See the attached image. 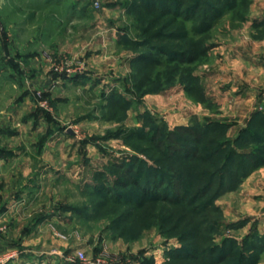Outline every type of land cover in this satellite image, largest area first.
Wrapping results in <instances>:
<instances>
[{
	"label": "rangeland",
	"instance_id": "rangeland-1",
	"mask_svg": "<svg viewBox=\"0 0 264 264\" xmlns=\"http://www.w3.org/2000/svg\"><path fill=\"white\" fill-rule=\"evenodd\" d=\"M4 1L14 7L0 8V174L9 181L0 191L17 196V226L60 214L55 231L34 230V237L63 257L83 251L86 264H151L154 246L181 248L178 237L196 229L197 244L205 248L203 235L210 234L215 244H234V257L224 264L237 262L238 252L249 254V239L259 234L264 216V165L256 166L258 157H244L259 147L255 139L236 145L235 175L207 209L211 194L194 202L192 207L203 205L199 214L184 206L149 205L112 227L115 217L132 209L99 195L119 191L117 164L123 163L146 175L149 165L169 159L192 182L203 164L192 165L180 153L169 158L159 138L150 141L155 133L178 126L201 130L215 121L225 124L227 139L234 141L254 115L264 116V0H231L228 9L230 0H211L219 11L211 12L207 24L206 5L187 22L172 21L171 29L185 34L182 40L151 39L159 23L172 17L142 10L134 0ZM151 44L191 48L195 59L172 62ZM146 53L150 58L139 61ZM175 114L187 119L175 125ZM262 123L257 120L254 130L263 133ZM216 136L220 132L210 139ZM120 190L126 194L127 188ZM161 212L173 215L164 229L155 223ZM211 222L219 225L212 228ZM241 227L248 230L235 231ZM36 251L45 263L73 264Z\"/></svg>",
	"mask_w": 264,
	"mask_h": 264
},
{
	"label": "trees",
	"instance_id": "trees-1",
	"mask_svg": "<svg viewBox=\"0 0 264 264\" xmlns=\"http://www.w3.org/2000/svg\"><path fill=\"white\" fill-rule=\"evenodd\" d=\"M190 1L194 3L189 4ZM216 1L218 2V0ZM140 2L141 5L139 4ZM212 2L211 0H134L133 5L137 4L140 9L150 11L160 16L172 17L170 21L164 22L162 25L159 23V28L162 30L157 29L154 31V33L150 35L151 39L179 38L182 40L185 38V34H178L174 29H171L174 25L173 22L181 17H183V21H189L191 16L194 17L199 14L201 9L206 5L204 12L205 22L203 24H207V20H210L209 16L211 12L219 11L218 7ZM229 2L225 5L227 9L234 4L231 3V0ZM150 47L156 50L157 54L160 56H166L175 63L182 64L184 62H192L195 59L191 48L189 50H180L152 44ZM204 50L198 51V54H202ZM149 58L150 53H146L145 55L141 54L138 57L139 61H147ZM171 77H173V75ZM188 89L187 87V90ZM257 120H260V122L262 120V124L264 125V116L260 114L254 115L249 127L242 130L234 141L227 139L226 135L228 128L225 124L215 121L206 123L201 130L193 126H178L174 130H164L161 134L159 132V134L155 133L152 135L150 141L159 138L157 145L160 149L161 147L164 149L167 156H170L169 158L175 153H180L190 164L198 166L201 164L203 165L198 173L192 176L193 178L191 177L192 182H190L188 181V175L182 174L180 171L178 172L176 167L169 162V159L167 164H162L160 161L168 171H165L161 164L160 166L156 163L157 165H149L146 175L142 169L135 171L131 164H117V168L120 169L121 173L116 179L115 185L120 189L127 188L126 194L122 193L119 189V191L110 190L109 193L99 196L106 201H111L121 206H129L132 212L115 217L112 227L121 226L123 223L122 221L125 222L128 220L131 213L135 210L141 212L149 205L155 206L160 204L170 206L171 208L184 206L191 214H199V210L203 208V205L192 207L194 202H196L198 198H203L207 195L210 196L211 194V199H208L204 205L205 209H207L209 204L212 203L213 198L217 197L220 192L225 190L223 187L227 177L232 179L235 175V171L232 170V167L235 165V157L238 155L237 146L241 144L242 141L249 140V138L255 139L254 143L259 147L252 152L244 153V157H250L251 159L255 158L254 162L258 161L257 159L259 158L260 161H258L256 166L259 167L264 165V132L262 133V131H259L260 134L256 129L254 130V123H256ZM212 132H214V134L220 132L221 136H216V139H210V134ZM161 151L164 153L162 149ZM217 179L220 180L218 185L216 184ZM194 183H198V185L195 192L192 193L191 186ZM62 210H64V208ZM157 216L158 220L155 223L156 225L158 224L157 227L160 229H164L167 223L170 224L173 217L171 214H163L162 212L160 215L157 214ZM43 220H45V217L39 218L38 222ZM218 225L219 224L216 225L212 223V228ZM144 228H149V225L145 223ZM171 228L172 230L177 228L176 222ZM197 232L196 229L195 231H190L179 236L178 239L183 246L171 250L169 261L165 264H224L234 257V244L231 245L227 241L222 245L215 244L213 243V236L210 234L203 235V238L208 242V247L205 248L204 244H201V246L197 244L199 240V236L196 234ZM204 233L206 232L204 231ZM263 238L264 236L255 234L252 241L249 239L248 244L252 251H250L249 254H241L240 256L238 252V254H236L238 260L232 264H259L260 254L264 251ZM150 263L154 264L153 260H151Z\"/></svg>",
	"mask_w": 264,
	"mask_h": 264
},
{
	"label": "crops",
	"instance_id": "crops-1",
	"mask_svg": "<svg viewBox=\"0 0 264 264\" xmlns=\"http://www.w3.org/2000/svg\"><path fill=\"white\" fill-rule=\"evenodd\" d=\"M4 6L10 5L11 9L14 7V3L11 1H4L0 0V8ZM26 57V56H25ZM28 58V57H27ZM32 61L33 59L30 58ZM235 64L239 63V61L235 60ZM235 90V88H234ZM255 99V97H252V102ZM251 100V99H250ZM251 102V101H250ZM249 102V103H250ZM252 104V103H251ZM184 119V120H183ZM179 114L172 115V123L173 124H183L187 118H183ZM7 182H9L6 178H2L0 174V186L7 185ZM6 187V186H5ZM23 196V195H21ZM15 197L17 196H5L2 191H0V226H5L6 230L5 232H0V254H9L12 257L6 261L5 264H48L45 263L44 256L40 257L39 254H37V249L45 250L43 251L44 254L51 255L52 259H59L60 261H64L65 257H63L62 253L58 251V248L51 249L50 245L45 243L42 238L40 239L38 236L34 237V230L37 231H45L49 227L52 229V231H55V223L60 222V214L55 213H48L44 216H39L30 227H25L24 229H20L16 224V214L15 209L13 208V203L16 201ZM14 199V200H13ZM45 217V220L38 222L39 218ZM8 218L12 219L10 223H8ZM14 224V227L13 225ZM247 227H241L235 231L243 232V230ZM258 230L260 236L264 234V216L261 217L258 221ZM245 234V233H244ZM43 236V235H42ZM42 244V246H38L37 244ZM47 244V245H45ZM53 245H55L53 243ZM172 243L164 244V246L156 245L154 246V250L151 251L150 257L153 260L154 264H165L167 261H169L170 252L174 248H177L175 246H171ZM46 246V247H44ZM54 247V246H53ZM125 250L129 249L126 245H124ZM124 248H122V251H125ZM131 248V247H130ZM131 252H135L134 250ZM46 256V255H45ZM48 258V256H46ZM139 259V257H138ZM50 260V258H49ZM27 261V262H26ZM51 261V260H50ZM55 264V262H52ZM105 264H110L109 262H105ZM142 264V263H138ZM259 264H264V251L260 254L259 258Z\"/></svg>",
	"mask_w": 264,
	"mask_h": 264
},
{
	"label": "built area",
	"instance_id": "built-area-1",
	"mask_svg": "<svg viewBox=\"0 0 264 264\" xmlns=\"http://www.w3.org/2000/svg\"><path fill=\"white\" fill-rule=\"evenodd\" d=\"M2 167V163L0 161V169ZM6 227L5 226H0V232H5ZM12 256L9 254H0V264H5L7 260H9ZM66 261L68 263H82V264H86L84 263L86 261V256L85 253H83V251H75L71 256L66 257ZM105 262L101 261V259H98L97 261H94L93 263L90 264H104Z\"/></svg>",
	"mask_w": 264,
	"mask_h": 264
}]
</instances>
